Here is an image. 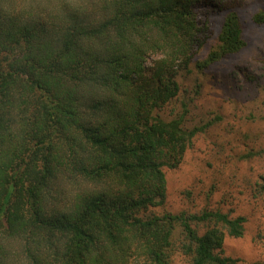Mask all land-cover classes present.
Here are the masks:
<instances>
[{
  "label": "trees",
  "instance_id": "obj_1",
  "mask_svg": "<svg viewBox=\"0 0 264 264\" xmlns=\"http://www.w3.org/2000/svg\"><path fill=\"white\" fill-rule=\"evenodd\" d=\"M242 32L232 0H0V264H240L246 217L151 209L203 130L160 113L179 73Z\"/></svg>",
  "mask_w": 264,
  "mask_h": 264
},
{
  "label": "rangeland",
  "instance_id": "obj_2",
  "mask_svg": "<svg viewBox=\"0 0 264 264\" xmlns=\"http://www.w3.org/2000/svg\"><path fill=\"white\" fill-rule=\"evenodd\" d=\"M232 1L246 45L198 71L195 62L216 45L213 35L194 56L190 72L179 73L178 98L160 113L170 119L184 111L183 124L203 130L176 168H164L165 202L151 211L221 209L233 217L242 215L244 233L226 236L224 253L240 264H264V191L259 188L264 180V22L254 18L264 14V0ZM204 229L199 225L200 232ZM170 264L190 261L173 250Z\"/></svg>",
  "mask_w": 264,
  "mask_h": 264
}]
</instances>
